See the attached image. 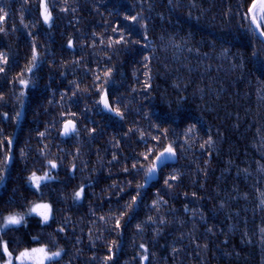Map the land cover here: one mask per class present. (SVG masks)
Listing matches in <instances>:
<instances>
[{
  "label": "snow or ice",
  "instance_id": "1",
  "mask_svg": "<svg viewBox=\"0 0 264 264\" xmlns=\"http://www.w3.org/2000/svg\"><path fill=\"white\" fill-rule=\"evenodd\" d=\"M29 2L30 0H22L21 9L30 14L35 10V4L28 9L26 6ZM138 2L141 8L144 4H148V12L152 13L155 0H138ZM203 2L205 0H201V4ZM8 6L6 4L0 7V34L5 36L8 35V31L3 25L8 19V13L5 11ZM184 7V0H167L165 10L170 17L176 18L177 24L173 25L171 19L167 20L169 27H161L159 35H155L153 39H149V21L153 18L151 15H145L143 11L135 15L131 12L120 13L116 8H113L109 15L122 16L126 23L121 25L119 19L115 25L110 21H105V31L99 34L98 44L96 31H93L90 36L83 37V39H91L92 43H81V52L85 48H91L94 50L93 57L99 55L100 58L93 59L91 62L86 57L68 62L62 59V70L59 71V75L67 78L68 70L71 68L74 76L77 72H81L85 79L91 76V84L81 87L83 79L68 80L64 90L59 91V101L55 99L57 90H52L45 85L49 91L47 107L43 103L38 104L37 107L43 108L42 114L50 115L51 119L45 121L43 131L36 130V140L40 146L35 150L31 167H29L28 155L33 150L30 147H21L17 154V145L20 143V135L25 131L27 115L32 103L29 99V89L38 88L39 81L43 79V76H37L36 73L43 70L46 61L50 69L56 63L55 59L49 60V57H55L56 53L47 48L40 51L41 46L36 43L41 27L47 26V29L55 27L57 18L53 14L57 8L55 0L51 2L39 0V16L32 24L36 32H27V37L31 40L30 56L20 72L11 78L8 73L19 67V60L10 51L0 50V81H2L0 83V106L7 104L2 91L5 86L12 88V95L9 99H14L18 105L14 115H9L8 112L0 113L4 120H10L14 125L12 133L5 134L4 130L0 129V189L7 194V196L0 195V264H73V260H79L83 252V249L77 246L83 243L82 225L85 223L88 226L89 250L94 252L97 240H105L107 248V254L102 260L93 254L89 257L87 264H118V254L122 253L125 245L124 233L129 227L134 228L132 246L138 248V251L124 264H157L156 254L150 252L148 245L144 242L136 245L135 236L142 235L148 228H152V242L155 245L158 238L163 235L161 230L165 226L170 224H176L181 228L186 226L188 222L183 219L169 220L167 218L175 217V209L162 212L169 202L165 196L179 185L184 176L176 164L180 159L185 158V153L193 151L197 142L201 140L199 151L201 154L207 152L210 157L216 142L213 139L211 127L205 132L206 138L200 135L204 131L203 115L193 118V113L185 110L184 106L188 97L180 93L187 91L192 84L191 80L185 81L177 76L173 81L171 87L178 94L175 109L172 108L173 101L166 98V93H162L159 97L160 105L165 106L166 110L157 109L154 106L156 97L152 95L154 89L151 64L158 59V52L166 53L171 50L172 62L178 63L183 60L182 67H185L188 73L197 72L199 69L201 83L205 77L208 79L206 86L197 85L193 92V96L199 94L201 101H204L205 93L211 98L213 95L218 97L223 91L222 86L213 88V83L218 76L213 77L211 73L215 71L219 74L227 64L229 73L235 74L239 71V80L247 79L251 84V77H256V83L260 85L255 89L256 99L264 102V0H236V11L233 12L230 6L224 13L229 22L235 19V31L243 33L249 40L250 52L245 49L239 55L232 52L230 41H217L211 32L209 35L212 38L206 43L201 41L196 42L194 47L190 46L192 33L180 36L176 30L179 28V31H183V28L179 27L181 18L176 16V13ZM197 7L196 0H188V19H193L192 10ZM71 10L73 13L77 11L76 8ZM67 11V0H65L59 12ZM204 11L206 9L201 7V14ZM24 18V11H22L20 25L23 29H28L30 25L24 23ZM194 19L199 24L200 16L197 15ZM159 20L165 21L163 13L159 14ZM215 20L216 17H212L209 26ZM108 28H111V34L107 33ZM11 31L16 33L20 29L13 24ZM152 31L154 32L155 29ZM76 39L79 38L69 36L66 47L61 46V52L73 50L76 47ZM202 43L209 48V51H201ZM137 49L143 52L139 64L144 70L142 73L144 79H139L137 75L139 69L134 70L131 86L117 95L116 92L119 89L114 90L112 87L116 68L114 65L109 66L110 62L113 56L135 52ZM192 58L197 60L195 68L190 64ZM205 61H208L207 65ZM92 63L96 64L95 68L91 66ZM121 87H124L123 84ZM82 102H84L83 107H81ZM56 106L59 107L58 114L51 111ZM208 107L211 109V103ZM197 110L203 112L204 105H197ZM96 115L101 116L102 125L93 119ZM129 117L132 119L129 120ZM236 119L240 120L239 114ZM126 123L127 127H125ZM16 129H19V132ZM107 129H112V136L105 142L104 154L101 155L99 148L95 150L100 169L93 165L90 175L106 171L107 178L113 179L112 169L118 167L119 171L115 173L116 178L113 179V183L101 189L99 194L95 191L90 194L88 189H94L97 186L96 181L90 177H84L81 183L68 191L77 173L89 170V160L83 157L93 155L92 145L106 136ZM28 131L31 132L33 129L29 128ZM260 131L261 128L257 127L258 136ZM259 138L262 141L261 148H264V136ZM30 139L31 137L24 143L28 144ZM61 145H67L70 150L66 151ZM124 146L129 149L127 153L122 150ZM53 147L57 149L56 153L51 151ZM109 151H111V158L107 159ZM261 154L264 155V152ZM68 157L71 159L65 165ZM17 163H22L24 167L20 169L21 174L14 177L13 170ZM207 163L206 160L205 168ZM256 163L257 172L264 175V165H261L259 161ZM61 172L64 173L63 179L60 178ZM241 174L245 180L248 179V169H238L237 176ZM121 176L127 179L122 180L119 178ZM17 180H21L22 184L19 187L13 186L8 194L9 185H15ZM152 188L155 191L151 192V202L148 203L146 198ZM21 190L23 194L18 196L17 193ZM233 191L238 192L239 190L234 186ZM256 191L258 204L254 214L255 211H264V191L260 189ZM29 195L34 199H29ZM89 195L93 199H100L101 203L99 205L90 203L87 218L81 216L78 221H74L67 213L73 208H82L84 200L88 199ZM113 197H115V207H113ZM125 197L128 199L125 200ZM192 197L196 198L195 192L192 193ZM237 198V196L230 197L231 200ZM243 199H247V194L243 195ZM122 200L123 204L120 203ZM105 203L109 205L106 213L103 209ZM58 204H63L65 207L58 209ZM215 207L218 212L222 211L226 203L218 201ZM97 212L101 214L97 216ZM142 212L154 214H146L141 219ZM184 212H189L187 204L184 206ZM58 215L59 219H57ZM197 215L202 221L205 220L199 209H193V221ZM236 215L238 216L239 213L237 212ZM231 218L232 213H229L226 219L230 222ZM245 224H247L246 219ZM53 225L56 227L53 228ZM78 227L80 235H77ZM49 229L51 231H48ZM105 231L109 235L114 234L116 238L107 242L104 236ZM195 231L196 224L193 222L190 232L181 233L171 245H161L162 248L170 247L174 264L175 258L185 251L175 245L181 243L185 235L189 236L191 243L196 244L197 249H208V243L203 245L197 243ZM259 232V247L264 252V227H261ZM207 233L215 235L214 226L208 227ZM247 235V230H245L241 239L242 243ZM66 241L73 243L74 251L71 254L66 244L62 243ZM248 243L251 241L249 240ZM195 255L199 257L200 251H197ZM65 257L68 259L65 260Z\"/></svg>",
  "mask_w": 264,
  "mask_h": 264
},
{
  "label": "trees",
  "instance_id": "2",
  "mask_svg": "<svg viewBox=\"0 0 264 264\" xmlns=\"http://www.w3.org/2000/svg\"><path fill=\"white\" fill-rule=\"evenodd\" d=\"M51 2V0H48ZM57 8L54 11L56 16L55 27L47 29V26L41 27L39 34L36 37V43L40 45V51H44L45 48L55 52V57H49V60L55 59V66L51 69L49 63L46 61L43 70L37 72V76H43V79L39 81V87L36 89H29V99L32 101L30 110L27 115V123L25 124V131L20 135V143L17 145V154L21 147L31 148L33 151L28 155L29 167L32 166L31 161L35 156V150L40 146L37 144V129L43 131L44 123L46 120H50L51 116L43 115V108H38L37 105L43 103L47 107V100L49 99V91L45 88L48 85L50 89L57 90L55 99L59 101V91H63L64 87L67 86L68 80L72 79H83L81 87L91 84V76L84 78L81 72H77L75 76L71 68L68 70L67 78L60 77L59 71L61 69V61H71L73 59H80L86 57L89 62L93 59H99L97 55L93 57V49L85 48L83 52L80 50V44H91V39H83L84 36H90L93 31H96L97 38L96 42L99 43V34L105 31V21H110L113 25L116 24L119 19V23L123 25L126 23L122 16L117 17L115 14L109 15V12L116 8L120 13L131 12L135 15L139 11H143L145 15H151L153 17L149 21V39H153L155 35H159L161 27H169L166 21L171 19L172 24L176 25L177 20L175 17H170L168 12L165 10L167 0H155V7L150 14L148 12V4H144L141 8L138 0H67L68 11L60 13V6L64 5L65 0H55ZM22 0H0V7H4L6 4L9 5L5 8L8 13V19L6 24L3 26L7 29L8 35L5 36L0 34V50L10 51L18 60L19 67L8 73L9 78L15 76L25 66L28 56H30V44L31 40L27 37V32H36V28L32 27L34 21L39 16V0H30L29 5L26 8L30 9L32 4H35V10L30 14L28 11L21 9ZM185 7L176 13V16L180 17L179 27L183 28V31H178L180 36H185L187 33H192V39L190 46H195L196 42L203 41L207 42L212 36H215L217 41H230L232 52L239 55L240 52L247 49L250 52L249 40L243 33H237L235 31L236 21L233 19L229 22L224 13L228 11L231 6L232 11L235 12L236 0H205L201 4V0H196L198 5L197 8L192 10L193 19H188L187 3L188 0H184ZM135 5V7H133ZM201 7L206 9L201 14ZM72 8H76L75 13L72 12ZM24 11V23L29 24L28 29H23L20 25L21 12ZM163 13L165 21L159 20V14ZM197 15L200 16L199 24L194 19ZM216 17L214 23L209 26L212 17ZM79 21V23H77ZM42 24V21H40ZM13 24L20 31L12 33L11 29ZM79 29V31H77ZM152 29H155L153 32ZM212 33V36L209 33ZM107 33L111 34V28L107 29ZM72 36L76 39V47L73 50H67L61 52V46L67 44V39ZM106 40V36H105ZM201 44V51L207 52L209 48ZM229 46V44H225ZM219 48V44H218ZM218 50V49H217ZM102 54V53H101ZM143 52L137 49L135 52L123 53L118 56H113L109 66H115V79L113 82V89H119L116 92L117 95L124 92L125 88H129L132 84V73L134 70L139 69L137 75L140 80L144 79L143 68L140 67L139 61ZM171 50L168 52H158V59L154 60L151 64L153 73V93L156 97L154 106L157 109L164 108L165 106L160 105L159 97L162 93H166V98L173 101L172 108L175 109V100L177 98V92L171 87L173 81L177 76L182 77L185 81L191 80L192 84L187 88L185 93L188 100L185 104V110L193 113L195 116L203 115L204 124L200 135L206 138L205 132L209 127L212 130V136L215 140V147L212 150V154L209 157L207 152L201 154L199 151L198 141L196 148L189 153H185V158L180 159L176 167L184 173L182 181L179 185L171 190L165 199H168L167 206L162 209V212H166L170 209H175V217H167L169 220L179 218L187 221L185 227L181 228L176 224H170L165 226L161 231L163 235L158 238V241L153 245L152 228H148L142 235L135 236L136 245L140 242H144L148 245L150 252L156 254L155 259L157 264H174L173 256L171 254L170 247L162 248L161 245H171L172 241L177 239L181 233L187 234L192 229V224L195 222L196 231L194 233L197 243L203 245L208 243L209 247L207 250L197 249L196 244L191 243L188 235H185L181 243L176 244L177 248H183L185 251L182 252L178 257L175 258V264H264V252L259 247L260 243V232L259 229L264 227V211H255L257 200V189L264 191V175L257 172V163L259 161L261 165H264V148H261L262 141L260 136H264V102H259L256 99L257 87H260L256 83V77H251V84L248 80H239V71L235 74L227 71L228 65L225 64L223 70L217 74L215 71L211 73L213 77L218 78L213 83V88L223 87V91L217 97L216 95L209 96L205 93L204 101H201L199 94L193 96L194 89L197 85L206 86L208 79L205 77L201 83L199 79V69L197 72L188 73L185 67H182L184 61L181 60L178 63H174L171 60ZM207 65L208 61L204 62ZM219 63V61H216ZM192 67L197 66V60L192 58L190 61ZM167 65V68H165ZM93 68L96 67L95 63H92ZM251 66V65H250ZM83 67V66H82ZM103 67V65H101ZM180 69V71H177ZM102 75V73H101ZM2 83V81H0ZM123 84L124 87H121ZM137 87H140L137 85ZM18 90V87H17ZM3 95L7 101L6 106H0V113L8 112L9 115H14L15 110L18 107L14 99H9L12 95V88L5 86L3 89ZM70 94V93H69ZM142 99V97H141ZM81 103V107H83ZM211 103V109L208 105ZM204 105V111L200 112L197 110V105ZM52 113L59 112V107H53ZM237 114L240 116V120L237 121ZM98 123L103 124V120L100 115L93 116ZM132 117H129L131 120ZM127 127V123L125 125ZM257 127L261 128L259 136L257 135ZM31 128L33 131L29 132ZM0 129H3L5 134L12 133L14 131V125L10 120H4L0 116ZM182 130V129H180ZM177 130V131H180ZM19 132V129H16ZM112 136V129L106 130V136L99 140L97 143L92 145L93 155L91 157H83L89 160V170L77 173L76 179L69 185L68 191H71L72 187L81 183L84 177H90L96 181L97 186L93 189H88L91 194L93 191L100 193V190L106 188L108 185L113 183L115 179V173L119 171V168H113V179L107 178L106 171H99L98 174H91L90 170L95 165L97 169H100V163L97 161L95 150L100 149L101 155L104 154L106 147V140ZM31 137L28 144L24 141ZM86 138V137H85ZM48 143V141H45ZM56 143V141H53ZM66 151L70 150L67 145H61ZM74 150V149H72ZM87 149H85L86 151ZM125 153L129 151L127 146L122 149ZM139 150V149H137ZM53 153H56L57 149L53 147L51 149ZM111 158V151L107 154V159ZM71 157L65 160V165ZM208 161L205 168V161ZM106 163V161H105ZM22 163H17L13 170V176L20 175V169L23 168ZM238 169H248L249 177L245 180L243 174L237 176ZM26 175V173H25ZM64 173L61 172L60 178L63 179ZM122 180H126L127 177H119ZM140 179V177H137ZM22 184L21 180H17L15 185H9V192L13 186L19 187ZM203 185V186H202ZM135 185H133L134 187ZM234 186L238 188V192L233 191ZM58 187V186H57ZM155 191L154 188L150 189L149 195L146 198V202H151V192ZM196 193V198L192 197V193ZM219 193V195H217ZM23 194L22 190L17 195ZM187 194V195H185ZM247 194V199H243V195ZM0 195H5L3 189H0ZM106 195V193H105ZM231 196H237L236 200H231ZM29 199H34L29 195ZM128 197H125L127 200ZM218 201L226 203V207L222 211H217L216 204ZM115 197H113V207H115ZM99 205L100 199H93L91 195L89 198L84 200L82 208H73L71 212L67 213L72 216L74 221H78L81 216L87 218L89 205ZM121 204L124 201H120ZM188 205L189 212H184V206ZM65 205L58 204V209H63ZM109 205L105 203L103 205L104 212L108 211ZM199 209L203 213L205 220L202 221L200 216L197 215L192 219V210ZM239 213L237 216L236 213ZM232 213L231 221L229 222L226 217ZM97 216L101 213L97 212ZM146 214L154 213H141V219ZM60 216H57L59 219ZM245 219L247 224H245ZM206 221V222H205ZM135 221L133 222V224ZM83 226V243L77 247L83 249V252L79 260H73V264H87L89 257L95 254L100 260L107 254V248L105 246V240H97L95 244L94 252L89 250L88 240V226L85 223ZM214 226L215 235L212 233L206 234L208 227ZM56 226L53 225V228ZM234 229V230H233ZM247 230V237L244 242H241L243 233ZM48 231H51L49 229ZM95 231V230H94ZM134 228L129 227L124 233L125 245L122 253L118 254V264H124L126 260H130L131 257L138 251V248L132 246ZM77 235H80L79 227L77 228ZM104 236L107 238V242L115 239V235H109L107 231L104 232ZM251 243H248V241ZM225 241H227L225 243ZM66 244V247L71 254L74 251L72 241L62 242ZM200 251V256L196 257V252ZM190 253V254H189ZM238 253V255H237ZM68 257H65L67 260Z\"/></svg>",
  "mask_w": 264,
  "mask_h": 264
}]
</instances>
